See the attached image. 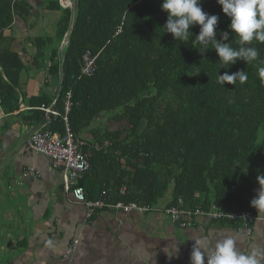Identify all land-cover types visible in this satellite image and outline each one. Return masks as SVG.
<instances>
[{
	"label": "trees",
	"instance_id": "obj_1",
	"mask_svg": "<svg viewBox=\"0 0 264 264\" xmlns=\"http://www.w3.org/2000/svg\"><path fill=\"white\" fill-rule=\"evenodd\" d=\"M75 1L73 13L61 8L59 0L48 2L47 10L62 12L56 34L26 43L36 52L31 66L43 69L48 60L44 69L56 82L64 54L55 108L61 115L63 97L71 92L69 127L89 163L88 173L78 184L86 199H99L104 192L112 202L155 207L168 196L164 208L177 206L178 201L189 210L233 203L239 210L254 213L252 194L261 186L257 177L264 175V79L258 74L264 66L260 63L264 43L253 40L246 45L258 49L256 61L237 60L221 68L214 49L202 55L192 46L199 25L190 28L193 36L188 43L164 31L168 14L161 9L163 0ZM201 6L219 17L217 39L229 31L225 42L238 49L230 18L217 0H201ZM31 15L26 0H0V103L10 109H15L11 101L25 69V62L10 50V32ZM72 16L70 40L59 51ZM85 52L96 56L92 75L81 74ZM241 70L247 72L245 82H218V74ZM34 114L40 120L45 116ZM101 117L122 125L121 130L101 137L100 147L107 143L110 152L103 153L102 159L80 139ZM51 118L44 130L61 136L62 120ZM100 172L105 173L99 182L103 187L92 198L94 185L84 189V178Z\"/></svg>",
	"mask_w": 264,
	"mask_h": 264
},
{
	"label": "crops",
	"instance_id": "obj_2",
	"mask_svg": "<svg viewBox=\"0 0 264 264\" xmlns=\"http://www.w3.org/2000/svg\"><path fill=\"white\" fill-rule=\"evenodd\" d=\"M26 1L40 2L43 12L49 11L48 2ZM31 14V19L26 23L18 22L10 32L13 38L10 50L25 62L11 101L15 109L0 103V264H191L195 240H202L203 250L210 254L215 243L228 236L235 239L244 253L264 250V210L256 208L254 214L259 220L254 223L249 239L238 235L230 223L196 218L189 227L181 229L158 212L127 215L100 212L86 220L84 208L74 204L64 191L59 170L52 167L49 159L26 147L31 132L44 120L39 130L48 131L44 129L52 118L47 120L46 110L54 107L57 112L56 91L59 90V78L57 82L48 78L44 69L49 64L47 59L43 69L31 66L36 52L26 40L36 37L28 36L27 29L31 31L38 18L33 9ZM49 55L48 51L46 56ZM34 113L45 116L40 120ZM121 128L122 125L101 117L80 134V139L102 159V154L109 152V145L104 143L100 147L101 137ZM30 168L38 176L24 180L22 174ZM104 176L105 173L100 172L84 178V189L94 185L92 198H96L103 187L99 182ZM260 188L253 191V199ZM169 200L165 196L155 208L164 209ZM74 241H77L75 251L66 260L63 256Z\"/></svg>",
	"mask_w": 264,
	"mask_h": 264
},
{
	"label": "clouds",
	"instance_id": "obj_3",
	"mask_svg": "<svg viewBox=\"0 0 264 264\" xmlns=\"http://www.w3.org/2000/svg\"><path fill=\"white\" fill-rule=\"evenodd\" d=\"M66 1L71 4L69 0ZM217 3L222 6L223 13L230 18L229 28L231 33L238 37L237 42L240 45L238 49L225 42L229 41V31L221 32V38L217 39L219 17L204 12L201 0H163L161 9L168 14L163 26L164 31L171 33L177 41L188 43L193 36L190 28L199 25L200 31L191 41L192 46L202 55L209 49H214L221 68H228L237 60L246 64L256 61L259 57L258 49L246 45H250L253 40L264 43V0H217ZM260 63L264 64V61ZM258 74L264 79V66L258 68ZM218 77V82L224 85L235 84L237 80L243 83L248 79L247 72L243 70L232 74L224 72L218 74ZM257 180L261 188L256 198L251 200V206L257 210H264V175L258 176ZM262 259L264 250L257 249L250 254L244 253L231 236L217 241L210 254L203 250L202 240H195L190 257L191 264H262Z\"/></svg>",
	"mask_w": 264,
	"mask_h": 264
},
{
	"label": "built area",
	"instance_id": "obj_4",
	"mask_svg": "<svg viewBox=\"0 0 264 264\" xmlns=\"http://www.w3.org/2000/svg\"><path fill=\"white\" fill-rule=\"evenodd\" d=\"M60 6L66 9L70 6L66 0H59ZM96 56L85 52L82 56V75H92L95 72ZM71 92H66L63 97L62 114L46 110V114L53 118H60L63 122L64 131L62 136H53L48 131L38 130L31 134L27 140V149L49 159L52 167L62 174L64 191L69 193L72 202L80 205L85 210L86 220H91L100 212H120L122 214H147L158 212L163 214L173 226L185 229L191 225L196 218H204L211 222H225L233 224L235 232L249 239L252 235L253 225L259 218L247 210H239L236 204L211 203L206 208L195 207L191 210L182 209L181 202L177 206H170L158 210L155 207L140 206L135 203L112 202L106 193H102L99 199L88 200L79 182L89 171V163L84 154L80 152L81 143L76 139L68 123V114L72 107ZM38 174L30 168L22 174L24 180L37 178ZM124 192L120 189L119 195ZM77 241L72 242L65 252L63 258L69 260L75 251Z\"/></svg>",
	"mask_w": 264,
	"mask_h": 264
},
{
	"label": "rangeland",
	"instance_id": "obj_5",
	"mask_svg": "<svg viewBox=\"0 0 264 264\" xmlns=\"http://www.w3.org/2000/svg\"><path fill=\"white\" fill-rule=\"evenodd\" d=\"M50 1H56V0H43V2H50ZM39 3L40 2H37V1H35L34 3L33 2L28 3L29 7L33 9L34 12H36L38 18L36 19V23L32 27V30L28 31L27 29V32H28L27 35L33 36V37H41V36L54 37V35L56 34V24L58 20L60 19L62 12L61 11L43 12V9L39 7ZM56 86H57V83H56Z\"/></svg>",
	"mask_w": 264,
	"mask_h": 264
},
{
	"label": "water",
	"instance_id": "obj_6",
	"mask_svg": "<svg viewBox=\"0 0 264 264\" xmlns=\"http://www.w3.org/2000/svg\"><path fill=\"white\" fill-rule=\"evenodd\" d=\"M70 1V9L72 11V13L75 11L76 9V1L75 0H69ZM72 29H73V16H72V20H71V23L69 25V28H68V31L67 33L65 34L64 38H63V41H62V44H61V47H60V51H62V49L68 44L69 40H70V36H71V33H72ZM61 65H60V75H59V82L61 83V80H62V72H63V59H64V54H61ZM59 94H60V87H59V90H58V94H57V98H59ZM51 112L54 111V107L51 108L50 110ZM50 119V115L47 116V120ZM45 120L43 122H41L36 128H34V130L31 132V134H33L34 132L38 131L44 124H45ZM30 134V135H31Z\"/></svg>",
	"mask_w": 264,
	"mask_h": 264
}]
</instances>
